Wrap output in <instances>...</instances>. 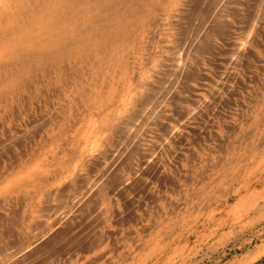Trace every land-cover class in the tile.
<instances>
[{"label": "rangeland", "instance_id": "obj_1", "mask_svg": "<svg viewBox=\"0 0 264 264\" xmlns=\"http://www.w3.org/2000/svg\"><path fill=\"white\" fill-rule=\"evenodd\" d=\"M133 8L0 95V264H264V0Z\"/></svg>", "mask_w": 264, "mask_h": 264}, {"label": "bare ground", "instance_id": "obj_2", "mask_svg": "<svg viewBox=\"0 0 264 264\" xmlns=\"http://www.w3.org/2000/svg\"><path fill=\"white\" fill-rule=\"evenodd\" d=\"M13 1L24 7L7 37L10 46L4 51L10 64L7 74L0 78V95L16 87L24 75L32 74L39 66L68 59L98 43L107 44L122 32L127 14L139 0ZM9 2L0 0V15L7 12ZM35 31L39 35L36 40L32 35ZM12 218L15 221L18 217ZM55 231L47 237L53 236ZM38 246L31 248L25 256Z\"/></svg>", "mask_w": 264, "mask_h": 264}]
</instances>
